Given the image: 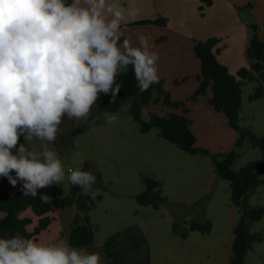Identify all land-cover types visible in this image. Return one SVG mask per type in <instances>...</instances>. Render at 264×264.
Segmentation results:
<instances>
[{
    "label": "clouds",
    "instance_id": "9594fccd",
    "mask_svg": "<svg viewBox=\"0 0 264 264\" xmlns=\"http://www.w3.org/2000/svg\"><path fill=\"white\" fill-rule=\"evenodd\" d=\"M137 14L109 0H0V177L13 187L22 182L25 196L65 179L52 147L65 116L87 122L101 95L110 101L119 95L117 77L130 66L141 93L159 82V54L145 35L133 43L123 26ZM105 119L111 124L118 116ZM67 179L81 195L95 198L93 173L69 168ZM0 264H105V259L86 247L17 232L0 236Z\"/></svg>",
    "mask_w": 264,
    "mask_h": 264
},
{
    "label": "rangeland",
    "instance_id": "374dc122",
    "mask_svg": "<svg viewBox=\"0 0 264 264\" xmlns=\"http://www.w3.org/2000/svg\"><path fill=\"white\" fill-rule=\"evenodd\" d=\"M259 26L258 35L262 38ZM256 78L242 86L239 125L257 137H264V97L250 101L258 80L264 84V71ZM116 116L118 119L109 124L105 115L94 114L88 120V128L72 138L65 135L59 138L65 179L49 186L46 200L55 202L69 196L74 185L67 179L68 169H77L83 161L93 160L102 174L100 184L93 189L96 196L92 198L91 211L97 244L104 245L112 237L117 254L147 247L153 264H229L233 229L240 223L241 214L231 202L228 182L216 175L211 159L181 151L160 137L156 128L147 134L141 133L129 113ZM201 143L200 140L197 146ZM234 144L215 152L204 149L226 153ZM240 154L235 170L251 161H264L262 152L249 143ZM145 177L157 180L162 196L167 198V203L160 204L158 209L140 206L136 201V196L145 191L142 183ZM249 204L264 206V186L255 190ZM33 219L31 231L36 224ZM191 221H210L212 230L208 235L190 232ZM175 224L179 225L178 232H173ZM250 231L264 233V217ZM184 232L188 239L182 238ZM130 233L135 235L131 240ZM132 261L131 258L126 264ZM246 264H264V242L254 244Z\"/></svg>",
    "mask_w": 264,
    "mask_h": 264
},
{
    "label": "trees",
    "instance_id": "16d2710c",
    "mask_svg": "<svg viewBox=\"0 0 264 264\" xmlns=\"http://www.w3.org/2000/svg\"><path fill=\"white\" fill-rule=\"evenodd\" d=\"M200 1L208 6L213 2V0ZM68 2L71 3L72 0H68ZM147 24L165 25L166 20L163 18L154 21L146 20L131 26ZM219 42L220 40L216 37L195 41L194 53L201 62V71L198 76L199 86L185 100L172 101L170 95L164 91L161 81L154 83L147 91L141 93L137 88V81L131 66L126 74L117 77V82L122 84L117 98L121 105H129L128 113L139 125L141 133L147 134L156 128L159 130L160 137L181 151L192 156H207L211 159L216 175L228 182L231 202L241 214L240 223L233 229L229 264H246L248 253L253 249L254 244L264 242V233H251L250 231V227L254 223L263 219L264 206L253 207L249 204L255 190L259 186H264V161H251L239 170H235L234 166L246 143H249L252 148L259 149L264 156V137H257L250 129L242 128L239 125L242 108V86L247 81L257 80L256 75L264 71V42L258 35V26H251V35L246 49L250 67L240 69L236 75L230 74L228 69L218 62L216 47ZM182 82L184 80L175 81V84L179 85ZM209 87L212 90L210 105L216 112L225 115L228 126L237 134L234 147L226 153H212L207 149L198 147L196 137L191 131L189 120L186 117L188 113L186 105L205 96ZM263 97L264 84L258 80V87L250 96V101L253 102ZM158 104L164 110L167 108L181 109V113L151 114L148 122L143 121V109ZM21 143H23L22 139ZM80 169L92 173L87 162ZM100 182L101 176L98 175L93 189ZM142 183L145 186V191L136 196L138 205L152 206L158 209L160 204L167 203V198L162 196L157 180L145 177ZM100 199L101 197H98V200ZM62 206H74L76 208L69 244L74 247H86L89 251L95 243V230L90 218V212L94 207L91 195H81L80 187L74 185L70 191V196L55 202H48L39 193L35 196H25L22 191V184L13 187L7 178L0 177V215L4 214L3 217L0 216V236H11L19 232L26 237L38 239L52 223L53 219L50 215ZM26 211H30L35 217L36 224L33 231H30L29 227L34 224V219L23 216ZM188 229L190 232L208 235L212 230V223L210 221L204 223L191 221L188 224ZM178 230L179 225L175 224L173 232H178ZM182 238L186 239L187 233H182ZM116 248L117 244L112 237L104 244V249L115 250Z\"/></svg>",
    "mask_w": 264,
    "mask_h": 264
},
{
    "label": "crops",
    "instance_id": "0c3cea01",
    "mask_svg": "<svg viewBox=\"0 0 264 264\" xmlns=\"http://www.w3.org/2000/svg\"><path fill=\"white\" fill-rule=\"evenodd\" d=\"M109 3L124 7L130 6L138 10L135 17L127 18L123 22L126 35L133 43L136 42L138 35H145L148 38L152 50L159 54L157 62L159 81L163 83L164 91L175 102L190 97L199 86L198 76L201 71V62L194 53L195 41L211 37L218 38L220 40L216 47L218 62L224 65L230 74L236 75L240 69L250 67L246 49L251 35V26L264 23V0H213L209 6L200 0H109ZM257 9L258 12H256ZM160 18L166 20L165 25L131 26L137 22L154 21ZM182 80L184 82L181 84H175V81ZM211 98L212 90L209 87L205 96L186 105L188 110L186 117L197 144L199 145L201 140L203 145L200 147L209 148L215 152L234 144L237 135L228 126L225 115L216 112L210 105ZM128 110L129 105H121L117 97L110 101L109 96L101 95L93 106L91 118L88 120H91L94 114L125 116ZM165 113L180 114L181 109L167 108L164 110L160 104L151 105L143 109L142 119L148 122L151 114ZM89 125L88 121H77L64 117L59 127L57 140L52 145L60 157H62V152L59 138L64 135L72 138ZM204 144L209 146L205 147ZM85 162L89 163L95 176L102 177L98 164L93 160L83 161L79 169ZM21 184L22 182L18 181L17 185ZM48 190L49 186L39 189L37 193L46 200ZM75 214L74 206L58 208L50 215L53 221L49 228L37 240L45 243L67 242L69 244ZM32 215L30 211L23 214V216L34 218ZM0 216L3 217L4 214ZM134 236L133 233L128 234L129 240ZM89 252L100 253L105 263L126 264L132 258L134 259L132 264H153L147 247L138 251L135 248L132 252L117 254L115 250L104 249V245L95 242ZM207 257L210 258V256Z\"/></svg>",
    "mask_w": 264,
    "mask_h": 264
},
{
    "label": "built area",
    "instance_id": "2783aa9c",
    "mask_svg": "<svg viewBox=\"0 0 264 264\" xmlns=\"http://www.w3.org/2000/svg\"><path fill=\"white\" fill-rule=\"evenodd\" d=\"M259 28L262 30V42H264V24H262L261 26H259Z\"/></svg>",
    "mask_w": 264,
    "mask_h": 264
}]
</instances>
